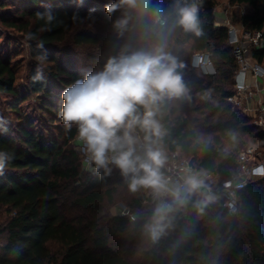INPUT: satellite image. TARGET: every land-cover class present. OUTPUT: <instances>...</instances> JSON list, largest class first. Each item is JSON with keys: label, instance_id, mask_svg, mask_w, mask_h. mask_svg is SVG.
Returning a JSON list of instances; mask_svg holds the SVG:
<instances>
[{"label": "trees", "instance_id": "16d2710c", "mask_svg": "<svg viewBox=\"0 0 264 264\" xmlns=\"http://www.w3.org/2000/svg\"><path fill=\"white\" fill-rule=\"evenodd\" d=\"M18 2L22 11L17 17H27L28 23L32 21L29 31L35 32L44 43V49L40 50L36 41L34 49L37 53L45 51L47 61L52 63L50 67L43 66L45 77L39 81L33 79L37 65L33 66L28 78L29 91L19 92L16 69L0 51V94L12 98L11 112L19 114L21 104L31 93L43 96L42 108H57L59 112L61 105L50 91L52 85L58 80L62 86H68L82 72L74 56L67 53L59 59L56 54L50 55L46 46L62 42L72 30L75 23L70 17L79 7L77 0ZM231 2L251 7L241 18L243 27L264 31V0ZM162 3L168 9L172 0ZM1 4L4 5V1ZM49 5L57 14L58 22H54L51 31L41 33L38 29L43 21H38L35 13ZM215 6L214 0H203L204 35L197 37L176 28L169 37V50L184 65L181 73L189 91L186 98L166 103L157 118L165 130L161 142L165 149L179 151L196 168L223 179L237 167L238 155L248 141L264 145V131L254 125L252 117L239 110L232 111L228 102L234 93L238 64L233 47L228 43L227 27L215 23ZM89 9H95L91 16ZM4 11L0 7L1 22L17 27L15 20L8 17L9 11ZM79 12L84 17L81 22L93 16L107 17L105 7L98 0H86ZM106 19L111 24L115 20ZM28 23L20 28L27 29ZM2 36L0 32V38ZM74 39L78 45H100L108 54L115 55L118 51L106 49L97 35L85 30L76 33ZM186 47L193 53L209 52L217 72L207 75L193 67L191 61L185 59ZM251 55L264 65V43L260 48H252ZM93 61L98 62V59L93 58ZM0 117H3L1 113ZM6 127L7 131L0 129V151L14 153V158L0 172V205L8 206L14 215L1 232H6L7 238L0 246V264H264V178L249 182L241 191L236 214L230 215L217 202L201 212L194 207L198 197H193V201L176 214L165 236L155 243L149 239L151 248L130 249L128 241L140 242L152 210L146 219L131 222L128 217L117 215L101 226L94 220L85 224L73 221L66 210L72 205L98 211L106 197L112 202L117 191L111 185V174L115 171L95 169L83 179L81 159L76 151L65 149L54 137L44 138L25 121L13 129L8 124ZM15 133L18 138L13 136ZM75 136L73 128L64 143ZM116 172L121 174L118 168ZM67 182L70 186H63L62 183ZM77 182L79 184L73 187ZM133 194L131 206L134 209L142 210L145 202L153 199L139 190ZM184 210L187 217H182ZM185 230L190 231L186 237ZM124 233L129 239H117ZM52 242L57 244L56 249L49 246Z\"/></svg>", "mask_w": 264, "mask_h": 264}, {"label": "clouds", "instance_id": "9594fccd", "mask_svg": "<svg viewBox=\"0 0 264 264\" xmlns=\"http://www.w3.org/2000/svg\"><path fill=\"white\" fill-rule=\"evenodd\" d=\"M82 7L84 0H77ZM79 7L70 19L76 23ZM203 0H172L168 9L161 0H114L105 5V13L111 16L119 11L112 27L118 38L130 34L132 42L123 43L115 55H109L102 67L82 70L61 92L62 105L59 118L65 131L76 129V140L82 142L85 164L95 165L96 171H110L115 165L128 180L133 192L140 188L152 192L155 206L144 232L149 239L158 242L173 226L176 214L194 201L201 212L217 197L207 190L204 173L187 169L180 181L173 182L163 169L167 156L162 147L165 130L157 118L168 102L186 98L188 88L184 83L179 62L169 50V37L176 28L197 37L204 35L201 18ZM95 9H89V16ZM43 21L39 32L51 31L58 16L51 6L35 13ZM28 41H37L36 47L44 49V43L35 32L25 35ZM34 80H43V65L48 57L45 51L37 55ZM201 64L200 59L196 60ZM205 71H213L211 64ZM8 121L0 117V129L7 131ZM143 133L142 142L135 135ZM140 145V151L137 146ZM14 158V153L0 151V172ZM190 234L185 230L184 236Z\"/></svg>", "mask_w": 264, "mask_h": 264}, {"label": "rangeland", "instance_id": "374dc122", "mask_svg": "<svg viewBox=\"0 0 264 264\" xmlns=\"http://www.w3.org/2000/svg\"><path fill=\"white\" fill-rule=\"evenodd\" d=\"M4 1V5H2ZM84 3L83 5L85 4ZM100 4L104 7L109 2H114V0H98ZM165 0H161L164 2ZM215 1V23L217 26H228V21L231 25L236 26L238 29L242 28L241 18L244 14L251 11V7L247 4H234L231 0H214ZM18 0H0V7L4 8L8 17L11 20H15L17 27L4 25L0 20V32L3 35L0 38V51L2 54L7 56L17 72L16 88L19 92L29 91V73L31 68L37 65V55L38 53L34 49L36 41H28L25 39L26 33L33 27L32 21L28 23V18H19L17 16L21 15L20 6ZM83 7V6H82ZM4 11V12H5ZM11 12V15H9ZM119 11L113 13L111 16L107 15L106 18L115 19L119 15ZM106 18L93 16L89 21L76 22L72 30L67 34L65 39L60 43H55L46 46V51L50 55H57L61 59L65 54L69 53L76 59V66L78 70L89 68H100L102 67L105 59L112 55L111 53L104 52L101 50L100 45H78L75 42L74 36L76 33L85 30L97 35L101 41V44L106 45V49L119 50L120 46L126 42H132L130 35L125 34L124 37L118 38L115 31L113 30L112 24L108 22ZM27 29L20 28L21 25L26 24ZM185 59L190 63L193 50L190 48L184 49ZM93 58H97L98 62L93 61ZM63 59V58H62ZM52 62H45L44 67H50ZM51 69H49L50 71ZM59 87H62L59 89ZM67 86H62L58 80H55L50 90L53 95L57 96L59 100L58 105H62L61 92ZM49 91V92H50ZM11 97L8 95L0 94V113L3 118L8 121V125L12 129L18 125L21 121L29 123V127L35 129L38 133L44 135V138L54 137L58 140L61 146L69 151H76L81 159V177L85 179L89 173L95 171V165H87L84 163L86 159V152L83 150L82 142H77L76 136L70 140L68 143H64L70 132H66L62 121L59 118V112L57 108H47L44 109L43 102L44 98L40 94L31 93L29 98L23 102L20 106L19 114L10 111V101ZM233 111V110H232ZM253 122V120H252ZM75 128V126L73 127ZM135 135L140 137L141 142L143 138V133L136 130ZM17 137V134H13ZM254 145L258 149H264V145L259 142L250 140L246 143V146ZM138 151H140V145L137 146ZM189 159L184 157L181 153L179 159L176 162H188ZM174 160L167 156V161L165 167H169ZM110 170H113L111 174L112 181L111 185L117 188V191L112 202L106 197V200L99 206L98 211H87L81 208L69 205L66 210L73 221L87 223L89 220H94L99 226L105 225L107 221L117 215L126 216L131 222L136 221L138 218L146 219L148 212L154 207V197L150 190L140 188L138 189L142 193H145L147 197H152L151 202H145L142 210L134 209L131 206L132 199L134 198L133 192L129 189L128 180L122 175L116 172L117 167L115 165H109ZM234 170L231 171V173ZM219 176H215V181H218ZM63 186L69 187L70 183H62ZM79 182L73 183L72 186L78 185ZM72 186L69 189H72ZM14 213L11 212L8 206L0 205V246L4 243L7 238V233L2 232L4 225L7 223L8 219L13 216ZM182 217H187V212L182 211ZM117 239H129V235L124 233L117 237ZM49 246L53 249L57 248L56 243H50ZM127 247L130 249H149L151 245L149 244V237L145 234L144 230L142 233L141 240L138 244L134 243V240H129Z\"/></svg>", "mask_w": 264, "mask_h": 264}, {"label": "built area", "instance_id": "2783aa9c", "mask_svg": "<svg viewBox=\"0 0 264 264\" xmlns=\"http://www.w3.org/2000/svg\"><path fill=\"white\" fill-rule=\"evenodd\" d=\"M228 43L233 47V53L238 64L235 78L234 93L228 98L232 110H239L252 117L256 127L264 131V65L256 61L251 55V49L260 48L264 43V31L247 30L245 27L238 29L228 21ZM200 59L201 64L196 60ZM210 63L213 71H205V66ZM191 65L202 73L213 75L217 72L214 61L209 52H194ZM163 147V146H162ZM166 156L174 162L169 167H164V174L173 182L180 181L187 169L204 173L207 190L213 193L223 208L230 214L238 212L241 201V191L249 182L264 178V149L254 145L246 146L238 155V165L230 176L215 181L211 172L198 169L190 162H176L179 151H168L163 147ZM83 150L84 146H83Z\"/></svg>", "mask_w": 264, "mask_h": 264}]
</instances>
